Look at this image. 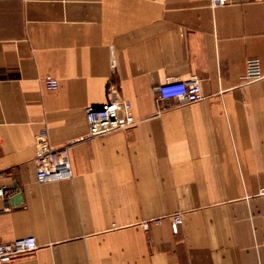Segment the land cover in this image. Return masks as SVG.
Returning <instances> with one entry per match:
<instances>
[{
  "label": "crops",
  "instance_id": "1",
  "mask_svg": "<svg viewBox=\"0 0 264 264\" xmlns=\"http://www.w3.org/2000/svg\"><path fill=\"white\" fill-rule=\"evenodd\" d=\"M210 2L0 0V241L37 243L8 264H264V0ZM193 76L200 101L159 99ZM119 102L136 124L90 137ZM41 133L70 179L37 182Z\"/></svg>",
  "mask_w": 264,
  "mask_h": 264
},
{
  "label": "built area",
  "instance_id": "2",
  "mask_svg": "<svg viewBox=\"0 0 264 264\" xmlns=\"http://www.w3.org/2000/svg\"><path fill=\"white\" fill-rule=\"evenodd\" d=\"M232 0H211L212 8L229 4ZM243 82L264 81V74L261 71L257 59H249L245 63V72L241 77ZM44 86L48 91H54L58 82L51 78L44 79ZM160 100H178L184 103L200 101L203 96L200 82L193 76L185 81H166L158 89ZM85 118L88 127V135L92 138L102 137L113 132L130 128L136 124L129 102L105 104L99 107H90L85 111ZM35 176L39 184H48L71 178V169L68 151L66 148L54 149L49 144L46 134L41 133L38 137L35 158ZM4 189L0 188V203L4 198ZM160 220H145L139 223L143 229L150 225H158ZM171 227L174 232L181 224L179 214L172 217ZM37 249L34 237H26L11 242L0 241V264H8L22 256L31 254Z\"/></svg>",
  "mask_w": 264,
  "mask_h": 264
}]
</instances>
